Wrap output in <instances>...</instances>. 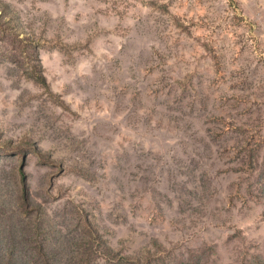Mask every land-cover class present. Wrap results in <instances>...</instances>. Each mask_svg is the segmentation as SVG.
Here are the masks:
<instances>
[{"label":"rangeland","instance_id":"374dc122","mask_svg":"<svg viewBox=\"0 0 264 264\" xmlns=\"http://www.w3.org/2000/svg\"><path fill=\"white\" fill-rule=\"evenodd\" d=\"M0 208L57 264H264V0H0Z\"/></svg>","mask_w":264,"mask_h":264},{"label":"trees","instance_id":"16d2710c","mask_svg":"<svg viewBox=\"0 0 264 264\" xmlns=\"http://www.w3.org/2000/svg\"><path fill=\"white\" fill-rule=\"evenodd\" d=\"M32 76L37 78L44 85L46 84L45 77L41 71H36ZM25 184L26 181L23 176V198L24 200L26 199V205L30 207ZM0 210H2V208H0ZM33 227L38 230L39 234L38 228L42 227L41 224L34 225ZM31 231L32 230L25 228L24 232H22V230H16L15 232L6 230L0 226V264H57L56 256L47 249L44 241L39 238L38 234L32 236ZM106 250H109V252L112 251L107 247ZM92 251L94 253V250H83V252H79L76 257H79L82 264H89L92 255H94ZM114 257L117 262L121 264L127 261L135 264H152L151 262L143 261L140 257H137L136 259H131V257L125 255H115ZM201 263L202 262L200 261L199 264Z\"/></svg>","mask_w":264,"mask_h":264},{"label":"bare ground","instance_id":"6f19581e","mask_svg":"<svg viewBox=\"0 0 264 264\" xmlns=\"http://www.w3.org/2000/svg\"><path fill=\"white\" fill-rule=\"evenodd\" d=\"M178 198V197H177ZM181 202V201H180Z\"/></svg>","mask_w":264,"mask_h":264}]
</instances>
